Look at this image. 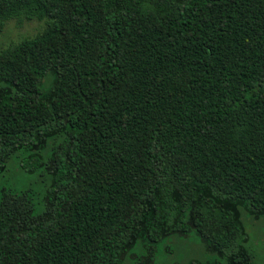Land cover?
Returning a JSON list of instances; mask_svg holds the SVG:
<instances>
[{"label": "trees", "instance_id": "16d2710c", "mask_svg": "<svg viewBox=\"0 0 264 264\" xmlns=\"http://www.w3.org/2000/svg\"><path fill=\"white\" fill-rule=\"evenodd\" d=\"M10 19L45 25L0 50V264H154L191 233L208 256L175 264H255L264 0H0Z\"/></svg>", "mask_w": 264, "mask_h": 264}, {"label": "rangeland", "instance_id": "374dc122", "mask_svg": "<svg viewBox=\"0 0 264 264\" xmlns=\"http://www.w3.org/2000/svg\"><path fill=\"white\" fill-rule=\"evenodd\" d=\"M44 25V20L37 19L22 22L15 19L7 20L0 33V50L24 38L36 36L44 29ZM4 178L14 187L31 189L39 194H42L47 184L44 174L22 171L18 164V158L10 160ZM240 216L249 236L246 247L251 252L255 264H264V217L254 218L243 208H241ZM132 252H139L138 247L134 248ZM207 256L197 234L175 235L160 243L154 264L187 263L191 259H205ZM131 261L128 256L124 264H132Z\"/></svg>", "mask_w": 264, "mask_h": 264}]
</instances>
